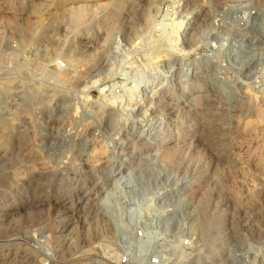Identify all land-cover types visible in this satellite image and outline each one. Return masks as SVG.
Here are the masks:
<instances>
[{
	"label": "rangeland",
	"instance_id": "374dc122",
	"mask_svg": "<svg viewBox=\"0 0 264 264\" xmlns=\"http://www.w3.org/2000/svg\"><path fill=\"white\" fill-rule=\"evenodd\" d=\"M4 174L0 264H264V0H0Z\"/></svg>",
	"mask_w": 264,
	"mask_h": 264
},
{
	"label": "bare ground",
	"instance_id": "6f19581e",
	"mask_svg": "<svg viewBox=\"0 0 264 264\" xmlns=\"http://www.w3.org/2000/svg\"><path fill=\"white\" fill-rule=\"evenodd\" d=\"M13 6V5H12ZM4 15V14H3ZM10 183V179H9V177H8V175L7 174H4V175H2V177H1V179H0V184H9ZM4 186V185H3ZM117 204V203H116ZM118 207V206H117ZM121 207V206H120ZM207 207H208V205H207ZM116 210V209H115ZM119 210V209H118ZM142 212V211H141ZM122 214L125 216H129V214H128V212H125V210L124 211H122ZM142 218V217H141ZM119 221V220H118ZM125 221V220H124ZM120 222V221H119ZM126 222V221H125ZM128 226V225H127ZM131 230V229H130ZM243 259V258H242ZM241 259V260H242Z\"/></svg>",
	"mask_w": 264,
	"mask_h": 264
}]
</instances>
